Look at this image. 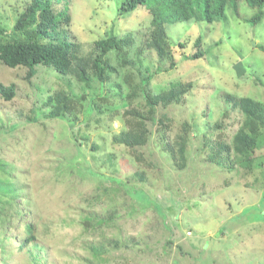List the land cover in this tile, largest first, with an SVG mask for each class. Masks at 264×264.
I'll use <instances>...</instances> for the list:
<instances>
[{
  "label": "rangeland",
  "instance_id": "374dc122",
  "mask_svg": "<svg viewBox=\"0 0 264 264\" xmlns=\"http://www.w3.org/2000/svg\"><path fill=\"white\" fill-rule=\"evenodd\" d=\"M25 1L0 0V19L5 22L7 34L16 19L13 8ZM123 1L71 0L72 32L82 39L84 48H89L96 38L109 35L111 27L116 32H125L137 31L143 25L148 17L144 8L128 17H118ZM257 11L258 7L241 0L237 10L228 7V20L177 24L169 29L178 58L175 71L186 78H196V90L174 122L179 124L185 117L195 124L193 135L198 139L199 147L197 150L195 144L190 147L186 166L182 168L177 165L179 160L172 157L170 146L165 145V141L158 142L155 152L146 157L153 160L156 168L150 170L148 166L150 171L142 181L139 180L141 171L123 169L131 152L126 149L120 153L119 145L103 141V138L113 141L114 134L120 131V121L113 120L115 127L108 131L107 120L110 118L105 119L101 114L99 122L93 120L86 124L82 120L84 113H76L78 120L71 123V128L57 118L39 119L42 110L49 109L46 103L49 96L64 90L65 82L57 77L61 75L40 65L36 68L37 75L29 79L26 68L13 69L0 64L2 82L17 85L13 100L7 101L0 96V161H10L9 166L13 169L10 175L0 168V179L10 175L11 180L26 183L33 176L32 184H40L42 188L46 199L41 197L45 203L39 202L44 206L34 200L30 203L31 209L40 208L44 215L36 224L39 240L46 245V258L50 262L44 258L41 264H56V261L103 264L107 254L102 252L112 254L114 249L97 247L102 243V238L95 236L97 225L115 226L114 237L129 244L126 264H264V144L257 149L258 154H254L252 159L257 158L256 166L251 170L243 166L231 168L228 153L220 147L214 148L217 123L227 122L231 133L239 125V111L233 112L230 95L248 96L264 102V51L261 48L264 46V7L263 17L255 27L249 21ZM198 35L203 36L206 54L198 59L190 58L189 51ZM178 40L188 42V47L178 46ZM163 79L161 75L162 84ZM72 89L80 92L77 85ZM97 90L95 86L94 91ZM91 97L92 94L88 96L87 104ZM95 99L102 101L97 94ZM225 111L232 116L222 119ZM88 112L95 118V112L89 108ZM31 117L36 121L32 122ZM74 134L92 168L90 170L89 164L88 167L72 164L73 191L78 189V192L72 195L67 189L63 196L64 191L61 192L62 188L58 186L54 195L60 194L62 198H52L51 192H44L48 188L45 189L43 183H48L51 188L55 185V182L45 181L48 174L53 175L49 171L52 163L60 167L66 159L72 161L77 156L79 148L73 145ZM25 149L30 150L29 157L23 153ZM61 154L64 161L58 158ZM20 160L23 163L19 164ZM22 164L27 165L23 168L26 177L22 174ZM40 164L44 169L39 168ZM64 166L68 171V166ZM64 175L66 172L60 177ZM82 178L85 179L83 183ZM88 178L104 191H93ZM25 190L34 193V186L25 187ZM81 191H88L85 202L77 198ZM64 201L70 202V210L89 223L88 240L94 241L96 250L68 255L80 242L76 239L77 244L68 245L75 238L76 230H68V239L52 223L57 218L54 209L57 207L58 210V205ZM40 221L53 224L50 233L40 234V230L44 232ZM54 231L58 235L53 237ZM8 260L26 264V254L10 256L0 251V264H6Z\"/></svg>",
  "mask_w": 264,
  "mask_h": 264
},
{
  "label": "trees",
  "instance_id": "16d2710c",
  "mask_svg": "<svg viewBox=\"0 0 264 264\" xmlns=\"http://www.w3.org/2000/svg\"><path fill=\"white\" fill-rule=\"evenodd\" d=\"M239 1L241 0H124L120 5L118 17H128L138 9L144 8L148 17L143 25L136 29L137 31L125 32H116L111 27L109 35L96 38L89 44V48H84L82 39L72 32L74 17L70 12L71 0H26L23 5L13 8L16 19L10 33H6L5 22L0 19V64L13 69L26 68V76L29 79L37 75L36 68L40 65L61 75L57 77L65 82V88L54 96H49L46 102L49 109L42 110L39 119L57 118L71 128V123L78 120L76 113H84L82 120H85L86 124L93 120L99 122L101 115H104L105 119L110 118L107 120L108 131L115 127L113 120L120 121V131L114 134L113 141L104 138L103 141L110 145H119L120 153H124L126 149L131 152L133 156L127 157L123 169L136 170L137 173L141 171L139 180L142 181L151 169L156 168L153 160L146 157L147 154L155 152L158 142L165 141V145L170 146L172 157L179 160L177 165L182 168L186 166L190 147L194 144L196 150L199 147L198 139L193 135L196 125L187 121L185 117L179 124L174 122L182 114V108L192 92L196 90V78H186L175 71L178 58L169 29L177 24H193L200 21L212 23L215 19L228 20V7L237 10ZM242 1L258 7V11L249 18L251 25L255 27L263 17L264 0ZM202 43L203 36L198 35L189 51L190 58L198 59L205 56L206 50ZM177 44L182 48L188 47V42L184 43V40H178ZM261 48L264 51V46ZM161 75L164 76L163 84L160 80ZM74 85H77L80 92L72 89ZM95 86L98 87L97 92L94 91ZM16 94V84L6 85L0 79L2 98L7 101L13 100ZM91 94L92 101L87 104L88 96ZM96 94L101 97V102L96 101ZM230 96L233 99V112L239 111V125L235 132L231 133L230 125L222 119L230 118L232 115L225 111L222 121L214 126L216 137L214 148L220 147L223 152L228 153L231 157V168L243 166L251 170L256 166L257 160L252 158L255 153L258 154L257 149L264 144V102L248 96ZM112 98L115 100L111 101ZM141 101L144 102L140 103ZM88 108L95 112V118L91 117L90 112L87 114ZM29 119L32 122L36 121L35 117ZM74 138L73 145L79 148L75 134ZM23 153L29 157L30 150L25 149ZM85 154L79 148L74 160L68 161V158L66 159L68 162L64 161L63 154L58 156L64 162L60 167L52 163L53 167L49 168V171L53 175L48 174L49 177L45 181L55 182V185L51 188L48 187V183H43L45 189L48 188L44 192L47 194L51 192L52 198H62L60 194L54 195L60 186L61 192L64 191L63 196L66 195L67 189L72 195L77 193L78 189L76 192L73 191L70 173L73 171L72 164L86 167L89 164L91 170L92 166ZM9 162L1 160L0 168L12 175L13 169L10 168ZM21 163L22 160L19 161V164ZM64 165L68 166V171ZM25 166L27 165L22 164V171ZM39 168L44 169V166L40 164ZM64 172L66 175L61 178L60 174ZM23 173L26 177L24 171ZM10 175L0 179V251L10 256L23 253L26 254V264H41V260L48 257V251L46 245L39 240L36 221L44 218V215L40 208L31 209L30 203L34 200L38 201V205L44 206L41 202L45 203V195L39 187L40 184H32L33 176L31 181L20 183L11 180L13 177ZM82 179L81 183L85 180ZM87 180L92 183L93 191L95 189L99 193L104 191L100 187H95L94 181L92 182L90 178ZM32 185L34 193L27 192L25 187L30 189ZM87 192L81 191L79 195L76 194L79 201H86ZM41 197L44 200L41 201ZM70 207L71 203L68 201L58 205L61 213L59 214L56 207L53 213L57 214V218L52 222L68 239L71 230H76L75 238L68 245H75L77 240L80 242L76 243V248L74 247L68 255L96 250L94 241L88 240L89 223L86 219L78 217ZM40 224L44 228V232L40 230V234L51 232L53 224L44 221H40ZM105 227L111 229L107 230ZM114 227L96 226V239L102 238V243L97 247L101 250L107 247L114 249L110 255L102 252L107 254L103 264H126L129 244L119 242L114 237ZM56 235L58 234L55 231L51 234L53 237ZM4 258L3 256V261ZM18 261L11 263L8 260L6 264H22L17 263ZM46 262L50 261L46 258ZM56 264L62 263L56 261Z\"/></svg>",
  "mask_w": 264,
  "mask_h": 264
}]
</instances>
